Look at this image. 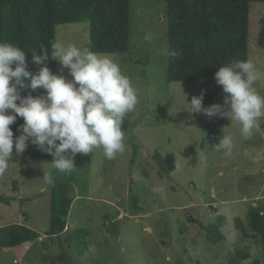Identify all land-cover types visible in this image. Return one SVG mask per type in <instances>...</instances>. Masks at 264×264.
Returning <instances> with one entry per match:
<instances>
[{"label":"rangeland","instance_id":"1","mask_svg":"<svg viewBox=\"0 0 264 264\" xmlns=\"http://www.w3.org/2000/svg\"><path fill=\"white\" fill-rule=\"evenodd\" d=\"M133 10L130 51L107 54L120 64L139 97L124 130V153L113 160L100 148L77 154L76 167L64 174L51 168L52 159L26 163L14 151L0 175V194L16 199L0 203V228L19 223L40 234L28 246H0V264H262L260 247L243 237L234 219H244L250 209L264 211V118L244 138L236 122L186 111L184 94L190 102L203 82H167L168 56L160 54L168 46L167 0H133ZM56 39L90 48V22L58 25ZM248 48L261 76L256 89L264 95L262 2L250 4ZM54 73L71 78L58 61ZM202 104L211 105L204 98ZM222 129L234 139L231 156L213 146ZM31 151L41 152L34 145ZM154 153L176 156L170 177H160ZM45 174L54 183L69 184L74 198L61 236L44 234L51 219V184ZM219 216L225 217V239L215 244L199 223H218ZM75 228L90 231L89 253L78 254L64 242ZM6 239L0 231V242ZM237 250H246L249 257L231 262Z\"/></svg>","mask_w":264,"mask_h":264},{"label":"clouds","instance_id":"2","mask_svg":"<svg viewBox=\"0 0 264 264\" xmlns=\"http://www.w3.org/2000/svg\"><path fill=\"white\" fill-rule=\"evenodd\" d=\"M50 49L41 45L39 54L32 51V62L38 65L33 72L22 48L0 41V175L8 169L14 151L16 155L24 153L29 143L49 154L51 168L64 174L76 167L77 154L87 155L100 148L105 158L113 160L126 149L122 124L135 110L139 97L120 64L110 55L60 40L50 41ZM160 54L178 55L167 45ZM49 59L58 61L71 78L52 72L46 63ZM260 79L252 60L232 59L214 73L223 102L204 107L205 90L189 102L181 89L186 111L236 122L241 136L249 138L256 122L264 118V95L256 89ZM38 89L43 93L33 95ZM24 90H29L26 95L21 94ZM18 117L23 123L14 136L10 125ZM213 146L231 156L234 139L222 129ZM43 178L54 183L50 174Z\"/></svg>","mask_w":264,"mask_h":264},{"label":"trees","instance_id":"3","mask_svg":"<svg viewBox=\"0 0 264 264\" xmlns=\"http://www.w3.org/2000/svg\"><path fill=\"white\" fill-rule=\"evenodd\" d=\"M253 2L264 0H167L169 49L178 55L168 56L167 82L200 80L203 82L204 102L222 103L221 86L214 80L218 67L232 59L249 60V9ZM133 0H0V41L12 43L25 51L27 66L35 72L38 65L32 62V51L39 54L40 46L50 49V41L56 39L58 25L90 22V49L103 54L127 53L131 49ZM47 66L52 72L57 61L49 59ZM39 90V89H38ZM32 92L39 95V91ZM29 90L21 92L26 95ZM23 123L18 117L10 127L18 135L17 126ZM130 126L129 113L122 130ZM32 144L21 154L26 163L39 159H52L49 154L32 152ZM153 162L160 177H170L176 169L174 154L154 153ZM69 184L64 181L49 185L50 227L44 233L61 236L66 231L67 217L73 197ZM16 198L0 194V203L10 205ZM138 208V206H136ZM250 209L245 218L236 217V227L243 231V237L260 247L264 264V215ZM224 216L212 225L200 224L212 243L225 239L221 226ZM7 238L1 247L28 246L39 238V233L24 224L12 223L0 228ZM90 231L75 228L70 231L65 243L73 246L78 254H87V237ZM246 250H237L231 255V262L241 263L249 257Z\"/></svg>","mask_w":264,"mask_h":264},{"label":"crops","instance_id":"4","mask_svg":"<svg viewBox=\"0 0 264 264\" xmlns=\"http://www.w3.org/2000/svg\"><path fill=\"white\" fill-rule=\"evenodd\" d=\"M38 232V231H37ZM39 233V232H38ZM40 234V233H39Z\"/></svg>","mask_w":264,"mask_h":264}]
</instances>
